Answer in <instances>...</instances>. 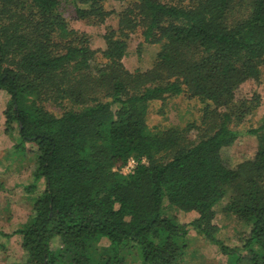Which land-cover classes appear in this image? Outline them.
Here are the masks:
<instances>
[{
  "label": "trees",
  "instance_id": "trees-1",
  "mask_svg": "<svg viewBox=\"0 0 264 264\" xmlns=\"http://www.w3.org/2000/svg\"><path fill=\"white\" fill-rule=\"evenodd\" d=\"M113 1L126 4L97 50L64 8L100 24L108 0H0V138L7 169L32 167L20 180L30 215L0 224V248L17 237L16 264H183L193 229L225 264H264V119L236 128L260 104L237 91L263 73L264 0ZM137 30L159 49L129 71ZM179 95L203 104L199 123L149 127L150 103ZM243 134L257 136L255 152L231 165L223 150ZM224 199L244 226L232 241L217 233Z\"/></svg>",
  "mask_w": 264,
  "mask_h": 264
},
{
  "label": "rangeland",
  "instance_id": "rangeland-1",
  "mask_svg": "<svg viewBox=\"0 0 264 264\" xmlns=\"http://www.w3.org/2000/svg\"><path fill=\"white\" fill-rule=\"evenodd\" d=\"M125 4L126 2L108 0L105 6L107 10L112 11V14L107 17L105 22L100 24L76 19L73 14V7L70 4L65 6L64 14L71 27L84 31L89 35L93 49L101 50L105 46L103 34L108 27H117V12ZM158 49V44L146 43L140 31L137 30L128 39L127 54L122 59L123 64L129 71L149 69L154 62ZM262 71L259 83L255 81L244 83L237 91V95L251 96L255 92L260 95L259 106L236 127L240 130L256 127L264 119V68ZM6 101L7 96L1 93L0 132L2 130V109ZM202 106L203 104L197 99L187 98L186 95L172 97L163 102L152 101L147 114V124L151 128H158L164 125L184 126L192 121L199 123ZM196 133L193 130L190 136L195 138ZM256 144V135L243 134L231 146L223 150V157L229 164L236 165L242 161L241 157L249 158L252 156ZM6 149H8V143L5 144V140L0 138V224H3L8 230H13L24 222L31 212L32 196L24 193L20 180L26 183L31 178L29 172L32 167L26 160H23L22 163L15 160L12 170L7 169L6 167L12 161V158H10L12 149L5 152ZM17 163L19 165L16 166ZM224 203L225 199L215 205V219L222 225L217 233L219 237L232 241L239 230H244V226L236 221L232 215L222 212ZM179 218L182 222L184 221L182 214H179ZM17 240V237H12L7 241L6 249L0 248V264L20 262L23 252L17 244ZM184 262L183 264H225V258L217 253L214 246L207 243L201 235L191 229L189 247ZM127 264L138 263L133 261L132 255L128 254Z\"/></svg>",
  "mask_w": 264,
  "mask_h": 264
},
{
  "label": "built area",
  "instance_id": "built-area-1",
  "mask_svg": "<svg viewBox=\"0 0 264 264\" xmlns=\"http://www.w3.org/2000/svg\"><path fill=\"white\" fill-rule=\"evenodd\" d=\"M136 164L137 161L133 157H130L121 170L124 174L131 173Z\"/></svg>",
  "mask_w": 264,
  "mask_h": 264
}]
</instances>
